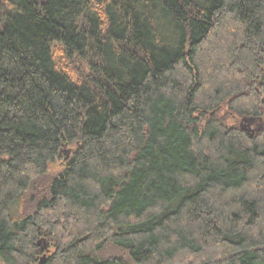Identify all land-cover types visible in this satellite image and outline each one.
I'll return each mask as SVG.
<instances>
[{
    "label": "trees",
    "instance_id": "obj_1",
    "mask_svg": "<svg viewBox=\"0 0 264 264\" xmlns=\"http://www.w3.org/2000/svg\"><path fill=\"white\" fill-rule=\"evenodd\" d=\"M43 236L44 264H264V0H0V264Z\"/></svg>",
    "mask_w": 264,
    "mask_h": 264
},
{
    "label": "rangeland",
    "instance_id": "obj_2",
    "mask_svg": "<svg viewBox=\"0 0 264 264\" xmlns=\"http://www.w3.org/2000/svg\"><path fill=\"white\" fill-rule=\"evenodd\" d=\"M255 121H257V119H252V120H250V119H246V118H244V119H242L241 121H240V125L241 126H245V125H247L248 126V130L249 131H251V133L253 134V132L256 130V129H259V128H261L263 125H262V122H255ZM246 126V127H247ZM245 127V128H246ZM49 168H50V172H52V173H58L59 171H60V169H61V165H60V163L59 162H56V163H52L50 166H49ZM45 239H43V238H41L40 240H39V247H40V249L42 250L44 247H45V245H47V247H49V243H47L46 242V237L45 236H43ZM42 239H43V241H42ZM47 252V253H46ZM50 252H51V250H50V247H49V251H46V250H44V253H46V256L48 255V254H50ZM43 253V254H44ZM43 254H41V257L43 256Z\"/></svg>",
    "mask_w": 264,
    "mask_h": 264
},
{
    "label": "water",
    "instance_id": "obj_3",
    "mask_svg": "<svg viewBox=\"0 0 264 264\" xmlns=\"http://www.w3.org/2000/svg\"><path fill=\"white\" fill-rule=\"evenodd\" d=\"M43 239H45V238L43 237ZM43 239H42V241H43ZM44 250L49 251V247H47V245H45V247L41 251L44 252ZM46 253H44L43 256L41 257L42 259H41L40 264H44L46 262V259H47Z\"/></svg>",
    "mask_w": 264,
    "mask_h": 264
},
{
    "label": "flooded vegetation",
    "instance_id": "obj_4",
    "mask_svg": "<svg viewBox=\"0 0 264 264\" xmlns=\"http://www.w3.org/2000/svg\"><path fill=\"white\" fill-rule=\"evenodd\" d=\"M258 121V120H257ZM257 121H255V122H257ZM259 122V121H258Z\"/></svg>",
    "mask_w": 264,
    "mask_h": 264
}]
</instances>
